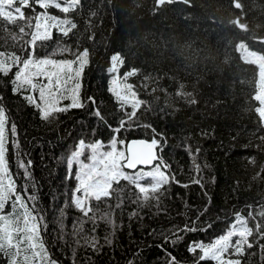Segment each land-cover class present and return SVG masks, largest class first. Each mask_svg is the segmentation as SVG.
I'll list each match as a JSON object with an SVG mask.
<instances>
[{"label": "trees", "instance_id": "1", "mask_svg": "<svg viewBox=\"0 0 264 264\" xmlns=\"http://www.w3.org/2000/svg\"><path fill=\"white\" fill-rule=\"evenodd\" d=\"M155 2L81 0L67 14L77 25L69 36L52 29L54 38L38 42L34 49L23 48V40L11 39L22 22L7 26L10 31L0 24V53L25 56L33 51L37 58L74 60L76 52L89 51V62L78 79L83 107L69 108L49 120H42L38 109L24 98L32 94L38 100V92H13L18 66L7 75L0 73L10 176L25 203L42 215L40 236L49 257L58 264H170L172 257L178 264H194L199 251L189 252V245L211 243L226 234L237 213L253 229L248 238L253 246H245L239 256L230 250L226 258L264 264V238L256 232L257 224L264 231V216L259 214L264 211V122L254 99L259 70L246 63V53L238 50L245 43L250 51L264 53V43L257 40L264 38V0H176L159 7ZM236 2L241 8L235 7ZM36 11L43 10L37 6ZM48 12L65 16L54 8ZM237 20L247 25V31L233 23ZM64 47L71 52L60 54ZM114 54H121L125 62L110 73ZM134 69L137 74L126 83L143 103L135 118L116 133L112 129L127 119L125 113L132 108L131 98L121 108L109 91L111 80H122ZM179 91L192 96L177 95ZM191 99L196 103H190ZM71 103L70 98L60 100L61 107ZM97 110L104 122L94 115ZM114 137L124 141L118 144L122 151L131 139H156L158 159L133 171L152 168L162 159L173 179L163 186L159 203L149 200L147 204L137 201L141 194L134 185L121 180L113 185L110 197L91 201L93 222L71 204L78 182L67 157L80 140L107 145ZM29 161L31 178L26 179L20 164ZM14 200L13 196L6 203L4 214L13 213ZM17 211L21 210L17 207ZM193 222L198 230L181 233L182 239L173 244L174 230ZM92 237L98 250L88 243ZM0 264H7V258L0 256Z\"/></svg>", "mask_w": 264, "mask_h": 264}, {"label": "snow or ice", "instance_id": "2", "mask_svg": "<svg viewBox=\"0 0 264 264\" xmlns=\"http://www.w3.org/2000/svg\"><path fill=\"white\" fill-rule=\"evenodd\" d=\"M174 2L176 0H156L158 7ZM183 2L188 3L189 0H183ZM80 4L81 0H0V24L5 25L6 30L10 31L7 26H15L18 22H22L19 27V33L12 34L11 39L14 43H19L23 40V48L34 49L38 42L43 44L54 38L52 29H56L65 37L69 36L77 25L67 14L76 10ZM37 6L43 11L37 12ZM235 7L241 8V4L236 2ZM50 8L64 13V18L49 14L48 9ZM25 9H30L31 14L26 15ZM233 23L247 31V25L239 23V20L233 21ZM24 37H30V39L24 40ZM260 42L264 43V38H261ZM238 50L246 53L243 57L246 63L254 64L258 67V91L254 99L259 102L260 107L256 108V112L260 121L264 122V53L256 50L250 51L245 43H240ZM59 51L60 54H64L65 52H71V49L64 47L60 48ZM111 61L110 73H116L118 65L125 62L121 54H114L111 57ZM88 62L89 51L87 49L82 52H76L74 60L37 58L33 51L27 52L25 56L0 53V73L7 75L13 67L18 66V70L12 80L13 92H38V100L32 94H27L24 98L30 105L38 109L42 120H49L58 113L66 112L69 108L83 107L78 98L81 87L78 79L81 77ZM136 74L137 70L134 69L126 73L122 80H118L115 77L111 80L109 91L121 104V108L123 109L125 105L129 104L130 98L132 108L131 112L125 113L127 119H122L119 127L112 129L116 133H119L127 123H130L135 118L137 109L143 103L135 99V90L126 83L129 77ZM41 79L46 81V83H41ZM180 88L183 89V85H180ZM69 91L72 93L70 97L68 96ZM177 95L190 97L192 93L179 91ZM64 98H70L72 103L61 107L60 100ZM89 99L91 100L92 98ZM189 102L194 104L196 100L191 99ZM94 115L102 122L105 121L99 110ZM6 124V110L0 105V256L7 258V264H58L56 260L49 257L40 236V225L43 223L42 215L38 214L35 207L30 208L25 203L16 190L15 181L10 176L6 158L8 152ZM11 132L14 136L16 133L15 125L12 126ZM123 143L124 141L114 137L109 146L111 150L101 151L103 145L99 141L86 144L84 140H80L75 146V150L67 157L69 170L72 169L74 164L78 165L76 173L78 184L73 191L71 204L88 220L93 222L96 220L91 201L100 202L104 198L110 197L112 192L115 191L113 185H119L121 180L134 185L141 194V196L137 197V201L147 204L149 200H155L159 203V197L163 194V186L173 179V177L166 174L168 166L162 159L159 160V163L153 165L151 170L141 169L131 175L123 172L122 167L136 168L138 164L151 165L152 161L157 160L158 157L153 150L157 147L158 141L156 139H152L150 143L133 141L132 144L127 146V154L125 151L117 150V145ZM135 144H139L142 147L134 148L133 145ZM86 150L91 153L87 157V163L81 159ZM121 158L127 161L126 165L121 164ZM251 162L255 164V158H251ZM30 165L31 161L27 165L24 163L20 164V167L25 170L26 179L31 178L28 171ZM261 173H264V167H262ZM261 173H258L257 176H260ZM143 181H150V183L145 184L142 183ZM13 196L15 197L13 201L14 211L11 214H4L3 210L6 203ZM30 199L34 205L36 197L32 195ZM17 207L21 211H17ZM259 214L264 216V211ZM251 215L252 213L250 212L249 216ZM103 218L101 217V219ZM78 223H80L79 231L82 232L83 221ZM197 230L195 222L186 224L183 229H175L173 232L175 239L172 240V243H179L182 239L181 233ZM256 232L260 238H264V231L261 230L260 224L256 225ZM252 234L253 229L248 227L247 221L237 213L235 222L230 226L226 234L207 244L193 242L189 245L188 251L193 254L199 251L194 264H200L201 261L208 260L215 261L216 264H241L239 259L226 257L230 256V250L231 253L239 256L244 253L245 246L251 248L253 244L250 243L248 238ZM233 237L237 238L234 242ZM167 239H171V237H166ZM88 243L93 250H98V242L95 237H92ZM170 264H178L175 257L171 258Z\"/></svg>", "mask_w": 264, "mask_h": 264}, {"label": "rangeland", "instance_id": "3", "mask_svg": "<svg viewBox=\"0 0 264 264\" xmlns=\"http://www.w3.org/2000/svg\"><path fill=\"white\" fill-rule=\"evenodd\" d=\"M110 144H111V142H110L109 144H107V145H103L101 151H109V150H111L110 147H109ZM117 150H118V151H122V149L119 148L118 145H117ZM89 155H91L90 151L86 150L84 156H82L81 159H82L85 163H87V162H88L87 157H88ZM124 162H125V160H124L123 158H121V164L124 165ZM74 168H75V174H76L77 171H78V165H75V164H74ZM149 169H151V168L143 169V170H146V171H147V170H149ZM122 171L125 172V171L123 170V167H122ZM137 171H139V170H137ZM137 171L125 172V173L131 175V174H134V173L137 172ZM77 182H78V181H77ZM142 183L147 184V183H150V182H142Z\"/></svg>", "mask_w": 264, "mask_h": 264}, {"label": "water", "instance_id": "4", "mask_svg": "<svg viewBox=\"0 0 264 264\" xmlns=\"http://www.w3.org/2000/svg\"><path fill=\"white\" fill-rule=\"evenodd\" d=\"M155 3H156V2H155ZM156 5H157V4H156ZM260 39H261V38H259V39H257V40L260 41ZM133 141H136V142H139V141H145V142L150 143L149 141H147V140H145V139H141V138L131 139V140H129V141L126 143V146H125V152H126V154H127V146H128L129 144H132ZM133 147H134V148H138V147H142V146L139 145V144H135V145H133ZM153 151L156 153L155 149H154ZM154 161H155V160H154ZM154 161H152V164L154 163ZM126 163H127V161L125 160L124 165H126ZM152 164H151V165H152ZM149 166H150V165H140V164H138V165L136 166V168H138V167H149ZM125 168L128 169V170H130V171H133V170L136 169V168H127L126 166H125Z\"/></svg>", "mask_w": 264, "mask_h": 264}, {"label": "bare ground", "instance_id": "5", "mask_svg": "<svg viewBox=\"0 0 264 264\" xmlns=\"http://www.w3.org/2000/svg\"><path fill=\"white\" fill-rule=\"evenodd\" d=\"M156 161V160H155Z\"/></svg>", "mask_w": 264, "mask_h": 264}]
</instances>
